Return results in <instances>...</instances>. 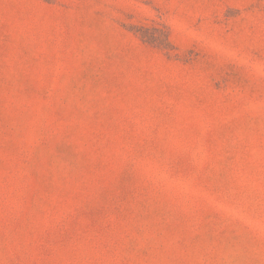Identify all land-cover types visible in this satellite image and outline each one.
Here are the masks:
<instances>
[{
	"label": "rangeland",
	"instance_id": "374dc122",
	"mask_svg": "<svg viewBox=\"0 0 264 264\" xmlns=\"http://www.w3.org/2000/svg\"><path fill=\"white\" fill-rule=\"evenodd\" d=\"M0 264H264V0H0Z\"/></svg>",
	"mask_w": 264,
	"mask_h": 264
}]
</instances>
